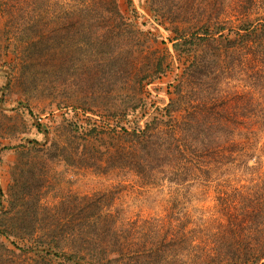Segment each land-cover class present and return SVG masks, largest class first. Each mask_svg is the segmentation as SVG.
Returning a JSON list of instances; mask_svg holds the SVG:
<instances>
[{"label": "trees", "instance_id": "obj_1", "mask_svg": "<svg viewBox=\"0 0 264 264\" xmlns=\"http://www.w3.org/2000/svg\"><path fill=\"white\" fill-rule=\"evenodd\" d=\"M125 3L0 0L8 86L76 118L57 141L33 122L45 139L16 146L12 183L0 187V264H264V18L200 23L167 10L173 0H146L153 22H141ZM176 61L170 99L156 105L148 87ZM1 102L0 138L24 133ZM10 148L0 142V155ZM56 160L167 182V210L127 220L107 191L65 193ZM239 163L246 184L231 187Z\"/></svg>", "mask_w": 264, "mask_h": 264}, {"label": "rangeland", "instance_id": "obj_2", "mask_svg": "<svg viewBox=\"0 0 264 264\" xmlns=\"http://www.w3.org/2000/svg\"><path fill=\"white\" fill-rule=\"evenodd\" d=\"M133 3L140 14L143 15L141 22L150 21L152 23L153 21L145 9L146 0H133ZM245 3H247L245 0H173V5L167 10L190 15L192 21H200V23L207 20L216 21V18H218L220 21L229 22L231 20L233 21L232 25L235 26L238 23L236 21L246 17L253 21L258 19L263 21L264 0H254L252 6H246ZM120 6L123 11L128 10L125 0H120ZM146 28L149 27L147 26ZM159 29L162 37L168 42L169 33L162 27H159ZM168 46L171 48L169 42ZM238 49L241 50V48ZM247 59L246 64L250 71H254L255 67L259 68V66L252 67L254 65L252 64L253 61L256 60L251 56V53L247 55ZM181 67L180 61L174 62L171 70L148 87L156 105L164 106L169 101L168 86L174 82L176 75L180 73ZM8 83L9 78L6 76L5 70L0 69L1 104L6 109H16V112L8 113L16 116L19 129L21 128L25 132L15 136L8 134L0 138V142L3 145L12 147L3 150L0 155V187L3 188L5 193L12 183V167L20 151L16 146L26 144L27 139H38L40 141L45 139L44 134L39 133L32 126V123H40L44 129L49 131V139L57 141L63 139L62 136L65 135L66 119L67 121L76 120L73 112L69 111L64 114V110H55L56 108H52L46 98H38L34 93L20 91L14 87L11 88ZM243 84L244 82L237 84L236 88H238V91H247ZM253 93L257 99L261 100L258 91L253 90ZM261 101L264 102V100ZM28 108L32 109L33 117L28 114ZM25 125L27 128H25ZM262 163L260 172L264 173V160ZM50 165L52 167L53 182L61 186L59 189H62L65 193H73L80 196H92L97 192L107 191L113 196V207L119 208L122 211V218L127 220H133L137 217L148 219L164 215L167 210L168 199L172 194L173 185L167 182L158 185L143 184L140 178L129 171L97 173L92 168L69 166L60 160L53 161ZM237 167V172L234 170L233 173L225 176V178H228L231 187L232 185L246 184L247 176L244 174V164L239 163ZM48 192L50 195L47 197V201H54L53 195H55L56 191L48 189ZM207 203L212 206L211 199L208 198Z\"/></svg>", "mask_w": 264, "mask_h": 264}, {"label": "water", "instance_id": "obj_3", "mask_svg": "<svg viewBox=\"0 0 264 264\" xmlns=\"http://www.w3.org/2000/svg\"><path fill=\"white\" fill-rule=\"evenodd\" d=\"M5 72H7V71L5 70ZM81 264H83V263H81Z\"/></svg>", "mask_w": 264, "mask_h": 264}]
</instances>
